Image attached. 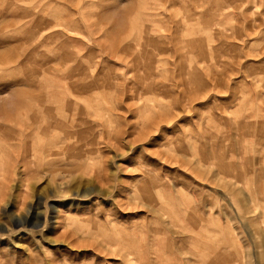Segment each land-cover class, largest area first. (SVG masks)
I'll use <instances>...</instances> for the list:
<instances>
[{"label":"rangeland","instance_id":"rangeland-1","mask_svg":"<svg viewBox=\"0 0 264 264\" xmlns=\"http://www.w3.org/2000/svg\"><path fill=\"white\" fill-rule=\"evenodd\" d=\"M0 264H264V0H0Z\"/></svg>","mask_w":264,"mask_h":264}]
</instances>
